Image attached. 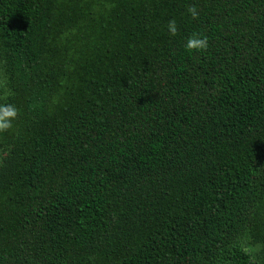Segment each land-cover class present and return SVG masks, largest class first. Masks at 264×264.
<instances>
[{"label":"trees","instance_id":"trees-1","mask_svg":"<svg viewBox=\"0 0 264 264\" xmlns=\"http://www.w3.org/2000/svg\"><path fill=\"white\" fill-rule=\"evenodd\" d=\"M0 104V264H264V0H0Z\"/></svg>","mask_w":264,"mask_h":264},{"label":"clouds","instance_id":"clouds-1","mask_svg":"<svg viewBox=\"0 0 264 264\" xmlns=\"http://www.w3.org/2000/svg\"><path fill=\"white\" fill-rule=\"evenodd\" d=\"M187 13L190 14L193 20L199 18V11L196 5H188ZM170 36L178 34V25L175 19H171L167 25ZM185 49L189 52L206 51L209 48V39L203 33L194 32L187 38ZM18 108L12 104H0V133L7 132L13 128V121L18 116Z\"/></svg>","mask_w":264,"mask_h":264}]
</instances>
